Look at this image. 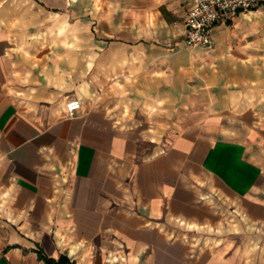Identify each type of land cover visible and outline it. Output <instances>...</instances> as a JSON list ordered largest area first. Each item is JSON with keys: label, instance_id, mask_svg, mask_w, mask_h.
I'll list each match as a JSON object with an SVG mask.
<instances>
[{"label": "crops", "instance_id": "crops-1", "mask_svg": "<svg viewBox=\"0 0 264 264\" xmlns=\"http://www.w3.org/2000/svg\"><path fill=\"white\" fill-rule=\"evenodd\" d=\"M188 3L0 0V264H264V2Z\"/></svg>", "mask_w": 264, "mask_h": 264}, {"label": "built area", "instance_id": "built-area-1", "mask_svg": "<svg viewBox=\"0 0 264 264\" xmlns=\"http://www.w3.org/2000/svg\"><path fill=\"white\" fill-rule=\"evenodd\" d=\"M188 9L184 19V42L186 46H209L213 44L211 31L238 13L251 11L264 0H187ZM81 102L71 98L65 104L67 118L75 117Z\"/></svg>", "mask_w": 264, "mask_h": 264}, {"label": "trees", "instance_id": "trees-1", "mask_svg": "<svg viewBox=\"0 0 264 264\" xmlns=\"http://www.w3.org/2000/svg\"><path fill=\"white\" fill-rule=\"evenodd\" d=\"M39 258L45 264H73L65 256H62L58 260H55V259H52V258H48L45 255H43L41 252H39Z\"/></svg>", "mask_w": 264, "mask_h": 264}, {"label": "rangeland", "instance_id": "rangeland-1", "mask_svg": "<svg viewBox=\"0 0 264 264\" xmlns=\"http://www.w3.org/2000/svg\"><path fill=\"white\" fill-rule=\"evenodd\" d=\"M200 236V238L202 239V240H204L207 236H211V235H209V234H202V235H199ZM206 240V239H205Z\"/></svg>", "mask_w": 264, "mask_h": 264}]
</instances>
